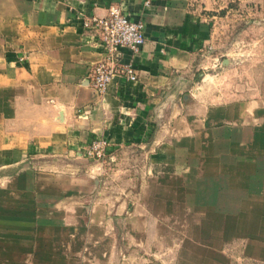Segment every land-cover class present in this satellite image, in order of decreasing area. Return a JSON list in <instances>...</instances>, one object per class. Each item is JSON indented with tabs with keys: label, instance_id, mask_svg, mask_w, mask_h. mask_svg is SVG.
<instances>
[{
	"label": "crops",
	"instance_id": "crops-1",
	"mask_svg": "<svg viewBox=\"0 0 264 264\" xmlns=\"http://www.w3.org/2000/svg\"><path fill=\"white\" fill-rule=\"evenodd\" d=\"M112 3L143 22L144 41L121 49L136 79L115 75L98 95L86 77L103 51L81 17ZM255 7L258 84L205 103L192 77L211 35L190 0H0V264L264 262ZM96 138L106 157L134 151L139 175H89Z\"/></svg>",
	"mask_w": 264,
	"mask_h": 264
},
{
	"label": "rangeland",
	"instance_id": "rangeland-1",
	"mask_svg": "<svg viewBox=\"0 0 264 264\" xmlns=\"http://www.w3.org/2000/svg\"><path fill=\"white\" fill-rule=\"evenodd\" d=\"M255 5L256 0H190V10L205 18L211 35L203 55L198 57L192 77V82L206 94L205 103L246 97L252 93L251 87L258 84L260 74L256 70L260 61L255 53L259 46L254 41L260 37L262 25ZM133 154L134 151L127 152L113 161L105 158L102 173L97 176H102L104 181L113 185L119 180L139 175L131 170V164L136 163L132 160L134 158H130ZM123 157L127 158L126 161ZM125 164L130 169L125 172L129 174L127 177L118 172ZM234 264L264 262L239 257Z\"/></svg>",
	"mask_w": 264,
	"mask_h": 264
},
{
	"label": "built area",
	"instance_id": "built-area-1",
	"mask_svg": "<svg viewBox=\"0 0 264 264\" xmlns=\"http://www.w3.org/2000/svg\"><path fill=\"white\" fill-rule=\"evenodd\" d=\"M81 26L95 33L103 51L102 59L94 63L87 73L89 87L96 94L103 95L115 75L126 81H134L136 70L131 61H121V49H127L131 56L138 53L144 41L143 22L129 18L120 6L112 3L107 6L103 15L82 16ZM105 147L106 141L96 138L83 150V157L90 162L89 175L97 176L102 173L105 158L114 160L112 156L106 157Z\"/></svg>",
	"mask_w": 264,
	"mask_h": 264
}]
</instances>
